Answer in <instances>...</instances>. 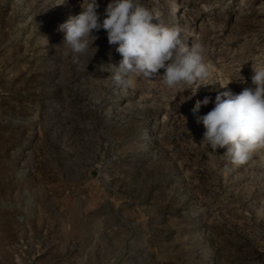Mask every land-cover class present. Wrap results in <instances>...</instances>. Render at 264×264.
Instances as JSON below:
<instances>
[{
	"label": "rangeland",
	"instance_id": "obj_1",
	"mask_svg": "<svg viewBox=\"0 0 264 264\" xmlns=\"http://www.w3.org/2000/svg\"><path fill=\"white\" fill-rule=\"evenodd\" d=\"M59 3L0 0V264H264V148L233 164L196 122L264 68V0H142L206 46L195 94L114 81L103 29L74 61L58 26L80 0Z\"/></svg>",
	"mask_w": 264,
	"mask_h": 264
},
{
	"label": "clouds",
	"instance_id": "obj_2",
	"mask_svg": "<svg viewBox=\"0 0 264 264\" xmlns=\"http://www.w3.org/2000/svg\"><path fill=\"white\" fill-rule=\"evenodd\" d=\"M63 2L60 0L59 4ZM79 7L78 15L58 26V31L64 33L62 46L70 51L74 61L89 54L91 60L96 55L98 36L94 33L103 29L108 44L116 46L122 57L118 66L111 67L114 71L110 76L117 83L129 75L159 78L169 90L180 87L191 89L193 94L200 86L210 84L214 69L207 61L206 46L200 41L186 43L179 26L154 22L158 18L142 0H110L103 12L99 11L97 0H80ZM253 72L250 86L235 95L231 91L217 94L212 109L196 118L205 129L198 144L213 154L223 150L222 155L237 165L264 148V68L253 66ZM240 77L241 80L220 85L226 88L233 81L246 83ZM209 102L210 97L198 100L191 110L193 115ZM187 133L197 144L188 129Z\"/></svg>",
	"mask_w": 264,
	"mask_h": 264
}]
</instances>
